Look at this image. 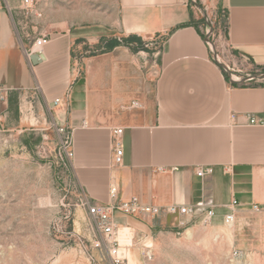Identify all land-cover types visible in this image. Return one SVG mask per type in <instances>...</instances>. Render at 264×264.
Segmentation results:
<instances>
[{
	"label": "crops",
	"instance_id": "obj_1",
	"mask_svg": "<svg viewBox=\"0 0 264 264\" xmlns=\"http://www.w3.org/2000/svg\"><path fill=\"white\" fill-rule=\"evenodd\" d=\"M106 1V25L71 23L51 34L34 65L25 54L31 29L21 0H0V125L16 133L72 128L78 182L100 204L116 184L121 200L189 206L193 221L213 208L219 222L234 198L239 209L264 208V78L230 79L205 41L201 10L186 0ZM196 2L219 16L235 52L264 73V0ZM148 40L157 47L151 63L137 53ZM91 50L100 52L86 55ZM248 115L260 123L250 124ZM115 128H123L121 165L114 163ZM208 167L212 173L197 174ZM114 220L140 219L116 212ZM157 221L190 218L161 214Z\"/></svg>",
	"mask_w": 264,
	"mask_h": 264
},
{
	"label": "rangeland",
	"instance_id": "obj_2",
	"mask_svg": "<svg viewBox=\"0 0 264 264\" xmlns=\"http://www.w3.org/2000/svg\"><path fill=\"white\" fill-rule=\"evenodd\" d=\"M106 2L43 1L38 30L53 34L71 23L106 25ZM213 17L216 26L224 28L219 16ZM153 41L139 44L143 61L151 63ZM62 140L53 124L23 133L0 125V264H112L106 252L92 246L98 233ZM158 217H138L134 223L119 220L115 237L124 264H130L129 254L138 264H264V208H240L231 223L222 218L209 224L192 220L170 225L158 224ZM123 227L129 229L128 236H122Z\"/></svg>",
	"mask_w": 264,
	"mask_h": 264
},
{
	"label": "built area",
	"instance_id": "obj_3",
	"mask_svg": "<svg viewBox=\"0 0 264 264\" xmlns=\"http://www.w3.org/2000/svg\"><path fill=\"white\" fill-rule=\"evenodd\" d=\"M47 0H21V12L24 19L29 24L31 32L28 33L27 38L30 40V45L25 49V54L29 60L33 53L43 54L45 46L51 41L50 33H42L38 30L37 22L44 14V10L41 7V3ZM192 8H198L201 10L204 16V23L201 26L205 41L209 46L213 59L221 67L223 72L237 83L247 82L249 80H259L260 72L259 69L254 66L251 59L244 55L236 53L234 46L229 42L225 35L224 29L216 26V20L213 14L208 9L202 8L196 2V0H186ZM154 45V41L150 42ZM157 49V47H155ZM152 73L155 78L160 75V70L155 66L153 67ZM61 103V98L54 100V105L57 106ZM132 106H139L138 101H133ZM248 122L250 124H259L260 120L256 116L248 115ZM59 133L63 136V147L66 158L72 161L74 152L72 149V135L73 129L59 124L57 125ZM123 128H115L112 131V142L114 150V163L121 165L123 162V146L121 142V134ZM177 169V168H173ZM158 170H164L158 168ZM213 172V168H199L197 174L203 176ZM85 195V194H84ZM87 209V213L94 220L95 227L98 236L94 240L92 246L94 249H98L101 252H106L110 256L112 264H124V259L121 255V244L115 237V231L118 229V224L114 220V214L121 212L126 215L135 217H156L161 214H172V215H185L190 218V221L194 218V210L189 206H180L177 204H170L167 206H158L151 204H144L141 202L139 196H131L126 200H121L118 197V188L116 184L110 186V200L107 204H100L92 201L85 195V201L83 203ZM228 213L224 215V221L231 223L235 220V217L239 210V201L234 198L227 205ZM261 208L258 204L252 206V210L259 211ZM215 216L213 208H206L201 216L200 221L203 224H209L212 222ZM180 225H185L186 222H180Z\"/></svg>",
	"mask_w": 264,
	"mask_h": 264
},
{
	"label": "water",
	"instance_id": "obj_4",
	"mask_svg": "<svg viewBox=\"0 0 264 264\" xmlns=\"http://www.w3.org/2000/svg\"><path fill=\"white\" fill-rule=\"evenodd\" d=\"M44 57L45 56L43 54H38V53H33L30 56L31 62L34 65L38 64L39 62H41L44 59ZM259 77L264 78V73L262 75H260Z\"/></svg>",
	"mask_w": 264,
	"mask_h": 264
},
{
	"label": "bare ground",
	"instance_id": "obj_5",
	"mask_svg": "<svg viewBox=\"0 0 264 264\" xmlns=\"http://www.w3.org/2000/svg\"><path fill=\"white\" fill-rule=\"evenodd\" d=\"M129 229L127 228V227H123L122 229H121V234H122V236L124 237V236H128V234H129ZM189 232V231H188ZM188 234H190V233H188ZM118 237H120V235L118 236ZM122 237V238H123ZM120 240H121V237H120ZM152 242V241H151ZM129 258H130V264H138V262L135 260V259H133V257H132V255L131 254H129Z\"/></svg>",
	"mask_w": 264,
	"mask_h": 264
}]
</instances>
